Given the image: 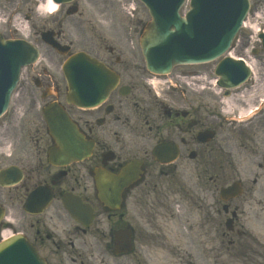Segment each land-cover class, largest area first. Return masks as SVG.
<instances>
[{"label": "flooded vegetation", "instance_id": "1", "mask_svg": "<svg viewBox=\"0 0 264 264\" xmlns=\"http://www.w3.org/2000/svg\"><path fill=\"white\" fill-rule=\"evenodd\" d=\"M41 2L20 0L14 7L19 14L23 11L26 33L21 32L22 36L39 49L40 59L49 68L36 64L24 71L18 92L25 103L21 117L14 115L13 119L18 135L0 139V144L8 143L12 150L0 153V171L13 168L21 176L15 186H0V235L8 226V203L21 204L25 213L24 203L34 193L32 207L37 212L25 213L33 233H21L27 235L48 264H147V249L136 247L138 238L141 239L135 228L139 184L125 187L115 178L133 160L141 163V181L155 171L175 172V165H160L152 157V151L165 143L175 147L177 161L190 160L192 152L196 158L190 161L209 157L215 146L220 149L221 145L201 144L197 136L204 130L215 132L216 124L202 113L204 104L200 96L183 89L164 91V77L148 74L136 56L126 55L125 51L121 55V47L130 52L142 24L136 17L127 18L122 27L114 1L86 0L82 5L90 11H79V19L69 14L74 7L80 9L79 0L59 4L58 11L43 21L36 11ZM46 33L60 46L68 47L66 55L44 43ZM75 52L88 54L118 75V84L107 100L89 109L65 104L61 63ZM51 103L61 106L78 133L92 142L90 156L82 162L65 166L49 162L48 151L54 141L47 134L42 113ZM1 129L6 131V127ZM19 148L22 151L17 153ZM98 176L109 182L107 193L103 194L112 203L101 200L96 185ZM11 178L5 173L1 182L9 183ZM118 197L119 208L110 207ZM67 198L91 209L89 226L71 218L63 202ZM59 222L62 227L56 229ZM122 230L130 231L132 250L116 254L115 234Z\"/></svg>", "mask_w": 264, "mask_h": 264}, {"label": "rangeland", "instance_id": "2", "mask_svg": "<svg viewBox=\"0 0 264 264\" xmlns=\"http://www.w3.org/2000/svg\"><path fill=\"white\" fill-rule=\"evenodd\" d=\"M18 1L0 0V31L5 29L4 35L11 38L16 36V32L26 33L21 21L23 11L19 14L14 9ZM85 1L79 0L82 12L90 11L88 6L82 5ZM111 1H114L115 8H118L120 13L124 12L120 18L122 27L127 23L126 18L134 17L133 14H136L137 19H148L146 9L137 0H134V7L131 6L130 0ZM127 1L130 4L127 5ZM250 3V24L240 32L231 54L250 60L259 69L253 79L231 91V105L222 102L220 92L211 84L214 79V63L173 69V74L188 75L197 72L206 75L205 79L194 80L204 85L200 91L203 102L210 103L206 109L214 108L221 112L222 104L223 110H229L226 115L234 116L240 123H217L218 134L214 141L221 143L223 147L220 159L222 162L212 161L208 167L222 166L226 174H222L224 170H211L207 175L197 174L195 167L199 166V163L181 160L175 165L176 173H164L161 176L156 172L151 180L146 181L148 185L142 184L137 189L135 228L140 238V233L145 234L143 238H138V242L141 247L147 248V264H264V107L246 118L243 116L255 105L259 97L264 96V52L256 42L255 32L251 28L256 26L264 30V0H250ZM181 12H184V9ZM39 19L43 21L44 18ZM132 48H129V52L121 47V55H124L125 51L126 55H134L140 60L138 45L134 44ZM254 50L258 52L253 54ZM39 65L49 68L41 59ZM24 103L25 99L18 92L10 111L0 120V139L1 136L11 139L18 135L13 119L21 117V107ZM218 105L216 109L215 106ZM241 107L243 109H240ZM202 113L207 114V111L203 109ZM2 127H6V131L2 130ZM0 145L3 146L0 147L3 152L12 151L8 143L2 142ZM20 151L22 148H19L17 153ZM238 179L242 181L244 193L230 203L231 211L237 209V218L234 222V232L227 233L224 229L227 216L221 211L218 190ZM253 179H256L255 184L252 183ZM203 189L210 191L202 192ZM8 207V226L3 230L24 231L31 235V220L23 213L21 204L9 202ZM61 227L60 222L55 225L56 229Z\"/></svg>", "mask_w": 264, "mask_h": 264}, {"label": "water", "instance_id": "3", "mask_svg": "<svg viewBox=\"0 0 264 264\" xmlns=\"http://www.w3.org/2000/svg\"><path fill=\"white\" fill-rule=\"evenodd\" d=\"M140 1L152 18L141 37L140 45L146 68L158 74L168 73L174 65L202 63L220 56L229 47L249 5L248 0H191L190 11L181 17L178 10L184 0ZM37 58V50L27 42L4 40L0 36V115L8 107L20 68L35 63ZM63 72L68 85L67 101L76 106L90 107L106 97L110 90L109 73L84 54L71 57L64 64ZM215 74L221 77L220 86L225 88L235 87L248 78L246 68L229 59L218 65ZM45 120L48 124L47 115ZM48 127L50 135L56 137L57 144V148L49 153L52 160L78 161L87 155V148L83 147L74 127L67 121H57L56 124H48ZM66 134L72 136V142L68 144L63 138ZM130 170L127 168L122 176ZM240 193V185L234 184L222 190L220 196L227 200ZM68 210L73 217L80 218L78 212H73L71 208ZM118 243L124 246V252L129 250L127 238L119 239ZM0 264L45 262L24 237L16 235L0 243Z\"/></svg>", "mask_w": 264, "mask_h": 264}, {"label": "clouds", "instance_id": "4", "mask_svg": "<svg viewBox=\"0 0 264 264\" xmlns=\"http://www.w3.org/2000/svg\"><path fill=\"white\" fill-rule=\"evenodd\" d=\"M59 8V4L55 0H42L40 4L36 6V11L41 16H48L55 13Z\"/></svg>", "mask_w": 264, "mask_h": 264}, {"label": "bare ground", "instance_id": "5", "mask_svg": "<svg viewBox=\"0 0 264 264\" xmlns=\"http://www.w3.org/2000/svg\"><path fill=\"white\" fill-rule=\"evenodd\" d=\"M254 29H256V28H254ZM250 65H251V64H250ZM229 100H230V99H229ZM229 100H227V104H228V105L231 104V102H230ZM3 236H4V237H7L8 235H7V233L4 232V233H3Z\"/></svg>", "mask_w": 264, "mask_h": 264}]
</instances>
